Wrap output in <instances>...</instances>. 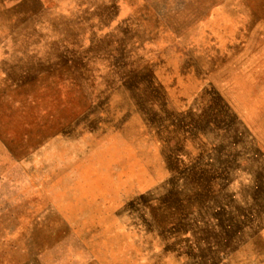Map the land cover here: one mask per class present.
Instances as JSON below:
<instances>
[{"label":"rangeland","instance_id":"rangeland-1","mask_svg":"<svg viewBox=\"0 0 264 264\" xmlns=\"http://www.w3.org/2000/svg\"><path fill=\"white\" fill-rule=\"evenodd\" d=\"M0 264H264V0H0Z\"/></svg>","mask_w":264,"mask_h":264},{"label":"water","instance_id":"water-1","mask_svg":"<svg viewBox=\"0 0 264 264\" xmlns=\"http://www.w3.org/2000/svg\"><path fill=\"white\" fill-rule=\"evenodd\" d=\"M152 78L156 79L155 76L152 74ZM228 110H229V107L227 106Z\"/></svg>","mask_w":264,"mask_h":264},{"label":"trees","instance_id":"trees-1","mask_svg":"<svg viewBox=\"0 0 264 264\" xmlns=\"http://www.w3.org/2000/svg\"><path fill=\"white\" fill-rule=\"evenodd\" d=\"M195 135V134H194Z\"/></svg>","mask_w":264,"mask_h":264}]
</instances>
